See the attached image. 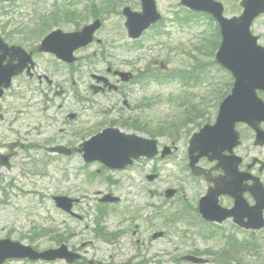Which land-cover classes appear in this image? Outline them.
I'll return each mask as SVG.
<instances>
[{"label": "rangeland", "instance_id": "rangeland-1", "mask_svg": "<svg viewBox=\"0 0 264 264\" xmlns=\"http://www.w3.org/2000/svg\"><path fill=\"white\" fill-rule=\"evenodd\" d=\"M219 1L228 9L227 15L232 16L237 12L238 7L235 1ZM156 3L164 23L148 30L141 39L134 42L127 38L124 29L125 19L121 15V9L128 6L134 11H139V0H12L9 5L0 4V35L4 37L13 30L23 31L24 33L10 36L9 40L24 45L26 44L21 41L29 42L27 45H34L53 29L59 28L64 32L75 31L76 28L83 27L96 18L103 23L96 33L99 44L93 43L76 52L79 61L74 65L62 64L47 54L37 56L35 75L48 77L54 85H58L57 91L64 90L63 96L57 97L53 92L41 95L36 89L45 91L48 88L46 83L43 81L39 84L36 79L28 82L23 77L22 80H25L27 86H31L35 92H19L23 90V85L18 83L10 90L12 93L8 92L0 102V109L5 113L3 121L0 122V133L7 135L6 141L14 138L16 140L18 137L25 139L33 148L37 146L36 149L31 148L30 151L19 152L20 155L16 159L13 170L10 173H1L4 179L2 184L13 180V187L9 191L8 204L0 206V238L9 233L11 240L24 244H39L47 248L52 247V238L58 236L59 239L69 238V243L79 248L82 243L94 238V231L99 227L105 229L107 233L117 234L120 217L134 215L138 211L139 220L136 224L143 227L144 231H148L139 239L148 244L147 241L152 233H149L150 225L146 222L151 216L150 206L161 207V202L165 199L163 195L161 197L159 195L166 188L174 185L171 176L187 180L188 175L172 163L156 162L157 160L145 161L123 173L114 174L103 171L100 175L97 171L102 167L98 163L86 165L82 157L76 154L70 157L49 155L43 148L52 144H64L72 148L79 142L75 138L80 131L88 130L85 133L88 137L91 132L97 133L106 126H111V121L117 119L121 111H113L111 107L118 101L120 103L121 96L113 94L93 96L87 90V84L91 83L89 75L104 74L107 62L117 66H120L122 62L128 63L121 65L125 67L120 68L130 72L141 69L138 73L143 71V68L149 69L154 60L163 62L169 69L191 71L190 58L187 57V53L194 55L193 52L199 46L197 43L200 37L204 35L203 38L206 40L212 35L213 23L200 17L202 25L194 22L180 25L178 19L187 15V10L180 6L179 0H156ZM6 23L8 24L5 28ZM45 30H47L45 33L38 35L39 32ZM252 32L259 37V43L264 46V18L255 21ZM102 53L106 54V60L100 56ZM200 58L198 56L197 60L201 61ZM202 60L205 58L203 57ZM203 76V83L199 86L200 90H197V87L184 88L182 83L176 81L164 85L151 84L146 88H142V85L133 86L134 100L141 103V106L145 105L142 102L146 101L150 107L143 108L142 112L132 113L130 121L134 123L138 120L141 132L130 131L144 138L158 136L161 133L163 136L156 138L165 145L169 134L177 135L179 132L182 136L181 141L185 143L205 123H213L217 115L216 108L219 106L214 94V84L219 83V86H222V74L219 71H211ZM76 94L89 99L94 105L86 104L83 109L76 100ZM134 105L137 104L134 103ZM59 106L62 108L59 109ZM188 111H202L204 118L201 123L198 121L187 126L183 131L184 114ZM69 113H76L77 118L69 121L66 118ZM122 115L126 117L127 113L123 112ZM172 126L175 128H171ZM244 129L242 127L241 130ZM248 147L249 142L244 138L242 146L238 149L239 154L247 155ZM178 156L179 162L182 160L181 153ZM42 159L50 163L48 162V165L41 169L42 175H34L31 171H37L39 166L33 162ZM135 168H140L139 174L136 173ZM24 170L26 174L23 175ZM155 170L159 175L158 180L152 183L147 182L145 175ZM91 174L92 176H89ZM107 176H112L114 181L121 183L119 188L114 185L111 189L114 190L113 194L122 200L119 205L110 207L111 213L106 214L97 223L98 212L102 210L96 201L97 194L109 192L107 191L109 184L104 182ZM135 180H138L137 185ZM150 192L154 195L151 196ZM20 195L21 197L18 198ZM56 195L85 199L74 209V213L82 219L69 217L59 211L52 201V197ZM2 197L3 195L0 199ZM177 209L176 206V210H171V214L177 213ZM105 211L107 213V208ZM155 224L158 228L156 231H166V238L153 243V248L149 252L136 256V263L144 261L146 264H186L180 262V258L198 249L204 254L201 256L210 260V264H216L215 253L221 250L219 247L223 242L215 238L216 233L213 229L205 228L200 232L198 227L191 229L186 224L187 229H185V226L178 222L169 224L171 228L164 226L162 221H157ZM134 225L129 223L125 226L129 231L121 240L119 256L116 259L118 262L129 260L136 255L133 248L138 238H133L131 233ZM166 229H174L178 233L171 235ZM184 232L187 233L186 236ZM39 235L46 237L39 238L40 242H37L35 239ZM236 238L247 240L249 235L239 234ZM258 238L262 239L264 235ZM257 246L258 248L238 255L237 258L240 260L238 264H264V240L257 241ZM95 247L98 250L90 247L89 244L82 249L85 252H82L85 259L107 261L108 248L104 243L97 242ZM161 251L164 253H160ZM8 264L44 263L11 262ZM76 264H82V262ZM231 264L237 263L232 262Z\"/></svg>", "mask_w": 264, "mask_h": 264}, {"label": "water", "instance_id": "water-1", "mask_svg": "<svg viewBox=\"0 0 264 264\" xmlns=\"http://www.w3.org/2000/svg\"><path fill=\"white\" fill-rule=\"evenodd\" d=\"M141 2L142 13L140 14L131 13L128 9L124 10L127 19L125 26L128 29L129 37L133 39L138 38L143 30L159 18L155 13L153 0H141ZM182 4L208 12L218 20L222 44L216 59L218 63L230 70L235 78L232 95L222 104L218 122L213 132L218 128L220 121L222 134H225L227 128L238 121L251 123L253 115L256 113L252 107L257 110L255 90H264V50L255 46L256 39L250 36L248 29L252 20L264 13V0H244L242 2L244 8L242 16L231 20L223 19L221 6L211 0H182ZM98 27L99 23L95 22L92 26L85 27L80 33L67 35H63L60 31L52 33L45 40L47 44L44 45L43 43L41 50H50L51 47L58 51L59 58L64 55L70 57L73 49L91 42L92 35ZM205 136H194L192 142L195 145L204 146ZM218 136L217 133H213L212 138L215 139ZM203 137H205L203 140H197ZM49 151L55 150L50 149ZM82 151L86 162L98 160L109 168H123L130 163L131 158L135 159L141 156L150 158L156 154L154 141L141 140L135 136L121 134L117 130L111 129L103 131L102 134L84 143ZM58 152L68 154L63 148H58ZM79 152L81 151L79 150ZM170 195L171 192L167 191L166 196L170 197ZM111 201H116V199H111ZM59 205H65L64 201H61ZM260 226L262 225L254 224L249 227L246 226V228L258 229ZM66 256H69V263H72L76 258V256L66 252L64 248H61L60 252L57 250L36 255L29 248L18 244L0 243V264L11 257H28L32 260L41 258L51 261L66 258ZM185 260L193 263L202 262L192 257H186Z\"/></svg>", "mask_w": 264, "mask_h": 264}, {"label": "flooded vegetation", "instance_id": "flooded-vegetation-1", "mask_svg": "<svg viewBox=\"0 0 264 264\" xmlns=\"http://www.w3.org/2000/svg\"><path fill=\"white\" fill-rule=\"evenodd\" d=\"M27 46H28L27 47L28 52L32 53V57L34 60V52L29 48V45H27ZM34 67H35V64H34L33 68H31L29 73L25 72V73L21 74V76H18V78H16L15 80L22 79L23 77H25L28 82L32 81L33 79H36L39 84H42V82H43L42 77H40L39 75L36 76L33 73ZM114 71L115 70L112 68H107L105 71V73H106L105 75L109 79L110 78L114 79V82H112V83H115L116 86L118 85L117 90L108 91L107 89H104V90L99 91L97 94L106 95V94H110V93H118L119 97L121 96L120 97L121 101L119 104L118 103L114 104L112 106V109H113V111L118 110V111L127 113L129 110H132L134 108V102H133L134 91H133L132 87L138 82V80L137 79L134 80L131 78V80L128 81L127 83H121V82H119L117 76H115ZM43 80L46 82V85L48 88L45 91H41L40 89H36V91H38L41 95H45L47 92L56 93V89H58V85H54V83H52L51 81H48L45 78V76L43 77ZM21 84L23 85V90H20L19 92H23V93L24 92H35L34 89H31V86H27V82L25 80H21L19 82V85H21ZM100 85L102 86V84H100ZM91 86H92V84L89 85V88ZM10 93H12V92L10 91ZM259 97L264 101V93H259ZM59 109H61V106H59ZM46 110H48V109H46ZM0 112L4 118L3 114H5V113L3 111H0ZM261 128L264 131V123L261 125ZM246 129H247L246 140L249 142V147L247 150L248 154L244 155L242 157L243 158V164L241 165V168H239V169L242 173L246 174L247 176L257 178L259 180V182L262 184V186L264 187V145L263 146H257L256 145V134H255V132L248 127H246ZM83 135H85V132H80L78 134L77 140L81 139V137ZM7 139H8V137L5 133H0V140H1V142H0V154L2 156H8L10 154L9 148L15 147L16 145L20 146L19 144L23 145L22 151H24V150L30 151V149H31L30 144H28V142L25 139H20L17 137L16 140L14 138L13 140L6 141ZM68 144L71 145L72 143H68ZM36 148H37V146L34 147L33 149H36ZM170 149H171L170 156L174 157L176 155V153L178 152V148H177L175 142H172ZM43 150H45V149L43 148ZM234 154H236V155L239 154L237 152V149L234 150ZM224 155H228V154L224 153ZM17 157H19L18 153L15 155V157L13 159L10 160L9 170H6L5 168L0 167V197L3 195V197L0 199V202H1L0 205H4L8 202L10 194L7 192L9 191L10 188L13 187V180H8V182L6 184H4V185L2 184L4 179L2 178L1 173H3V172L4 173H10L13 170L14 166L16 165ZM184 158L186 160L185 171H186V175H188L189 178L187 180H185V179H176L173 176H171V178L174 180V189L177 192L174 195V198L172 199V201H170L168 203L163 202L162 205L163 206L167 205L170 213H171V210L175 211L176 206H177L178 209H177V213L174 212V218L178 221L181 220L184 224H189L191 226L195 225V226H200V227H206L208 225L209 226H217L218 224H216L214 222H206L202 218V216L199 212V201L202 197L207 195V193L209 192V190L211 188L214 187L213 181L218 177L224 176L225 173L222 170H214V167L216 164L209 162V160L207 158H203V159H200L198 161L197 167H199L200 169H203L205 171V174L203 176L196 177L192 174V170L189 167L190 159H189L188 151L186 149L184 150ZM248 159L251 160V161L249 160L250 161L249 163L246 162ZM255 159H256V162L254 163V165L251 168H249L252 160L254 161ZM33 164H35V165L37 164L39 166V169L37 171H35L34 175H38V174L42 175L41 169L43 167L47 166V162L45 161V159H42L40 161H34ZM100 172H102V171H98V173H100ZM113 173H115V172H113ZM136 173L137 174L140 173L138 171V169H137ZM23 174H26L25 170L23 171ZM106 179H108L110 181V182L108 181L109 185H108L107 191H109L108 193L113 194L114 190H112L111 188L114 185L116 186V188H119L120 182L114 181L111 177H107ZM179 182H181V183L178 184ZM135 184L136 185L138 184V180H135ZM253 184H254L253 180H248L245 182V185L247 187H251V186H253ZM35 192L36 191H34V193ZM72 198H74V197H72ZM243 198L249 204V206H253L255 204L254 198H253L252 193L250 191H246L243 194ZM77 199L80 200L79 203H81L82 200H85L81 197H79ZM234 202H235V199L230 195H221L217 198L218 206H220V208H222L224 210L233 209ZM211 215H215V214H211ZM262 215L264 218V211H263ZM132 221H133L132 218H128V219H125L120 224V228L118 230H119V232H121V234L118 235L119 237H117V238H113L111 240H105L104 238H99V236H97L88 242L82 243L80 245V247L78 248L77 245L69 243V240H70L69 238L59 239L58 236H56V237L52 238V242L54 245L51 248H57L61 245H65L71 252L81 254L82 252L85 253L84 251H82V249L85 248L87 246V244H89L90 247H93L95 250H98V248L95 247V243L102 242L108 248L106 251L107 254L109 255L108 262L115 263L117 257L119 256V248L121 247V240L125 237V235L129 231V229L125 226L127 224L131 223ZM244 221H248V218H245ZM221 226L228 227V229H227L228 231L230 229H232L231 226L236 227L233 219H228V220L224 221L222 224L219 225L220 228H222ZM235 231L236 230L232 229V231L229 235L232 237V235H234ZM151 232L154 233L153 230H149V233H151ZM131 233H132L133 238H135V237L138 238V239L135 238L136 240H135V245L133 248L136 255L131 257L134 261L137 259L136 256H139L141 253L149 252V250L153 248V243H156L159 240H163V239L153 240L151 238V239H149V241H147L148 244L145 242H142L139 239V237L142 236L144 233H148V231H144L143 227H140L136 223H135V228L131 231ZM165 234H166V232H164L163 237H165ZM188 234L192 235L190 233H188ZM8 235H9V233L6 234V236L4 238H8L7 237ZM43 236L44 235L37 236L35 241L40 242L39 238H42ZM44 237H46V236H44ZM32 245L38 251L45 250V249H42L43 247H41V245H39V244H32ZM46 249H48V248H46ZM130 250L131 249H129V251ZM160 253H164V252L161 251ZM81 255L83 258L84 254H81ZM86 261L87 260H85V262ZM93 261H95V263H97L96 260H93ZM104 262H106V261H104ZM125 262H129V261L126 260ZM131 263L133 264V261Z\"/></svg>", "mask_w": 264, "mask_h": 264}, {"label": "trees", "instance_id": "trees-1", "mask_svg": "<svg viewBox=\"0 0 264 264\" xmlns=\"http://www.w3.org/2000/svg\"><path fill=\"white\" fill-rule=\"evenodd\" d=\"M206 41H207V44L205 47H201V48L197 47V50L194 49V56L193 57H198V56L205 57V58L213 57L215 49L217 48V45H218V43H217L218 42V34L215 33L210 39H207ZM210 65H214V62H210L206 66H210ZM204 66H205V64L202 63L201 61L200 62L195 61V63H192L191 68L193 70H197L201 74L204 72V70H203ZM199 76L200 75L198 74V78L195 79V81H197V83H199V80H201ZM145 132H147V131H145ZM160 136H162V135H160Z\"/></svg>", "mask_w": 264, "mask_h": 264}]
</instances>
